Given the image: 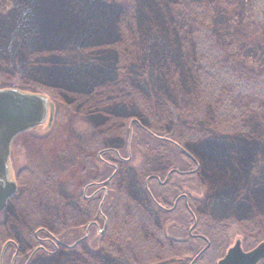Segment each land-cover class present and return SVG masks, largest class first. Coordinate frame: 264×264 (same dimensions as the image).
<instances>
[{
  "label": "trees",
  "instance_id": "1",
  "mask_svg": "<svg viewBox=\"0 0 264 264\" xmlns=\"http://www.w3.org/2000/svg\"><path fill=\"white\" fill-rule=\"evenodd\" d=\"M41 1L14 0L16 9L11 14L16 10L20 13L14 14L15 18L6 27L5 24H0V48L23 40L19 47L21 52H25L24 62L31 76L25 80L19 79L17 74L9 70L7 59L10 57L13 66L18 64L22 67L21 62L16 63L12 55L4 59L0 57V73L13 78V86H31L52 97L58 104L60 100L56 97L57 94L67 105H73V98L78 101L75 108H62L74 125L73 130H70L71 136L74 134V143L70 136L65 151V154L71 155L72 160L61 162L64 172L67 169L83 168L82 157L87 160L93 156L94 161L91 163L94 164V181L104 180L109 176V171L113 170L97 156L104 150H107L102 155L105 162L117 166V174L109 185L111 190L102 209L107 221L104 236L94 239L89 237L88 242L84 241L67 254L74 255L80 261L85 260L82 261L85 264H154L169 257L171 259L169 252L173 245L181 243L164 237L161 222H174L178 219L177 216L182 215L179 217L181 223L186 227L194 225L193 233L204 236L211 245L194 264H216L219 253L216 249H223L222 245L228 244L232 235L243 233L244 227L250 230V225L255 224V218L247 212L242 213L241 208L245 207L250 211V202L257 198L252 203L254 207H251V214L255 216L256 208L264 210V139L254 136L246 122V113L257 111L258 104L264 103V84H255L258 79L251 81L248 98L250 109L243 106V97L248 96L246 90L236 84L233 92L222 87L223 93L215 101L210 100L211 94L206 96L204 102L209 112L206 118L201 115L186 118L177 110L178 106L174 107V111L179 113L170 118L162 116L156 119L152 114H146L145 121L133 132L134 138L159 146L152 155L145 150L140 152L143 161L137 165L135 158L133 159V151H126L129 139L126 121L139 115H123L114 110L119 103H124L127 109L128 103L135 104L134 99L138 102L137 90L133 87L135 80L130 78L132 65L125 59L127 55L132 57L131 52L137 46L131 37L135 39L136 34L130 25L125 24V19H128L126 9L116 11L113 6L108 9L107 16L103 12L97 16L94 11L101 7L93 9L94 3L91 1H86L85 10L79 6L84 0H72L71 8L57 0L56 3ZM134 1L135 4L141 3L143 11L156 9L159 12L156 19L178 20L190 24L191 29L195 28L196 37L201 36L200 31L212 22L217 9L223 13L228 9H236L239 5L226 2L227 0H132ZM74 7L79 11L74 12ZM180 8L185 10H179ZM250 9V26L258 32L264 26V0H250ZM80 13L104 21L98 27L90 24L82 27L66 21V18L70 21L84 18ZM95 27L99 29L96 30ZM101 28L104 34H99ZM106 51L108 56L106 54L105 57ZM104 63L110 67L109 73L104 71L106 77L100 69ZM89 69L96 76L91 77ZM144 70H140L139 76L143 77ZM211 71L209 67L201 70L200 79L206 91L213 87ZM75 78L90 85L92 82L93 86L89 91H84L65 82L69 79L75 81ZM209 83L211 86H208ZM153 119L166 124L168 132L164 134L153 130L159 127L156 123L153 127ZM76 125L79 128H75ZM103 126L108 131L106 136L114 134V141L119 138L116 144L102 135L100 128ZM117 154L126 161H119ZM77 159H81V162ZM261 162L262 177L252 182V171ZM168 173L170 175L167 177ZM152 177L167 180L161 193L149 188V183L145 186L146 178L149 182H156ZM120 181H123L121 185ZM227 185L231 186L230 190L224 189ZM114 186L116 190L112 189ZM166 189L167 192L172 189L170 202L163 199L162 192ZM195 191L201 193V198H192V192L195 194ZM183 194L188 197V207L182 202L170 214L159 209L158 204L167 208L172 200ZM256 205L258 207L255 208ZM172 215L175 217L171 218ZM156 216L160 223L156 221ZM61 218L70 225V216L64 215ZM233 227L240 232L232 230ZM6 235L8 234L0 233V247L15 237ZM185 243L189 245L188 255L185 256L188 257V262L198 249L206 245L199 238H190ZM210 254L213 255L212 258L208 257Z\"/></svg>",
  "mask_w": 264,
  "mask_h": 264
},
{
  "label": "rangeland",
  "instance_id": "2",
  "mask_svg": "<svg viewBox=\"0 0 264 264\" xmlns=\"http://www.w3.org/2000/svg\"><path fill=\"white\" fill-rule=\"evenodd\" d=\"M13 1L14 0H0V24H5V27L8 23L12 22L11 19H14L15 15L20 13L19 10H16L17 12L11 14V12L16 9ZM57 1H61V3H64L65 5H70L72 3V0ZM86 1L94 3L92 7L93 9L101 7L100 10L94 11L97 16H99L102 12L105 16H107L108 9L113 6L116 11H119L122 8L124 11L126 9L125 12L128 15V19H125V24L130 25L133 32L136 34L135 39L131 36L133 43H136L137 45L136 49L131 52L132 57L127 55L125 59L132 65V74L130 78L135 80L133 87L137 90V100L139 103L136 99H134L135 104L133 102L127 104L128 110L124 107V103H119V105H115L114 110L123 115H130L132 113L139 115H136V118H129L126 121L128 124L127 130L129 132L128 147L126 151L130 152V149L133 151V155L135 156L133 159L135 158V164L137 165L141 162V160L143 161L140 152L145 150L152 155L151 153L158 150L157 146H159H154L153 143L148 141L139 140L140 138H134L133 132L135 129L137 131L140 125H142V122L145 121L144 118L146 117V114H152L156 119L162 116L164 118H170V116H174L179 113L174 111V107L178 106L177 110L181 111L186 118H193L198 115L206 118L209 115L207 106L204 102L206 96L211 94L210 100L215 101L216 97L223 93L222 87H224L226 91L233 92L236 84L246 90V94L248 96L243 97L245 100V102H243V106L250 109V99L248 98H250L251 81L258 79L255 84H264V26L262 27V30H259L258 32L254 31L255 29H252L250 26V14H252L250 9V0H227L226 2H230L231 4L239 3L238 7L233 10L228 9V11L223 13L217 9L218 11L213 15L212 22L210 21L208 25H205L203 31L199 30L201 32V36L197 37L195 34L196 32H194L195 28L194 30L191 29L190 24H184L183 21L178 22V20L172 21L170 19H156L158 18L159 13L156 9L143 11L141 3L135 4V1L132 2V0H84L81 4H79V6H81L84 10L86 9ZM48 2L56 3V0H48ZM71 6L72 5H70V8ZM73 10L74 12L79 11L77 7H74ZM179 10L185 9L180 8ZM65 14L68 13L65 11ZM80 14L83 15L84 18L87 16L89 17L86 21L81 17L78 20L73 21L66 18V21L82 27H84L85 24L98 27L104 21L98 19L95 20L91 17L92 15L86 16L83 13ZM24 22H27V18H25ZM97 29L99 28H96V30ZM101 33L104 34L103 28H101L99 34ZM22 41L23 40L16 41L12 46L5 45L1 47L0 57L4 59L12 55V57L14 56L13 59H15L16 63L17 61L21 62L22 67L18 66V64L17 66H13L10 62L11 57L7 59L9 70L12 73L17 74L19 79L23 78L25 80V78L31 76V72L26 67V62H24L25 52H21L19 47V43ZM107 52L108 51L104 54L105 57L106 54L108 56ZM135 58L138 60H135ZM107 65L108 64L104 63L100 66V69L103 70L102 74L105 77L106 74L104 71L109 73L110 68ZM207 67H209L212 70L211 72H213L211 74L213 77L211 79V85H213V87L210 91V87L206 91L204 83L202 84L200 79L201 70ZM141 69H145L143 77L139 76ZM89 71L91 77L96 76L93 75L94 73L92 70L89 69ZM72 79L65 82L73 88L89 91L91 86H93L92 82L90 85V83L80 81L78 78H75L76 82ZM12 81L13 78L11 79L9 75H2L0 73V90L15 89L18 92L20 91L30 94L40 93V95L47 96L44 92L31 88V86H13ZM223 83L224 85H222ZM211 85L210 83L208 84V86ZM262 89H264V87ZM56 97L60 100V104L55 102L52 97H49V99L47 98L50 101V112H48V116H52L53 121L51 122L46 120L42 126L20 135L14 141L11 155V164L13 166L14 176L19 171H22L19 170L22 169V167L23 169H27L28 172L33 171V173L35 172L40 175L42 173H46L52 168V160H55L54 165L57 164L59 167L60 161L65 162L72 160L71 155L69 156L65 154V151L67 145L69 144V137L71 136L70 130H73L72 126L74 125H72L68 119L66 112L62 111V108L64 109L66 106L75 108L74 106L78 105V101L73 98L72 101H74V103L72 102L73 105L70 106L67 105L62 97H58V94ZM97 101L98 100L96 98V102ZM136 110L139 111L136 112ZM262 113L264 114V103L258 104L257 111L254 110L252 113H246V122L249 129L254 132V136L258 135L259 137H262L261 139H264V115ZM140 115L143 117H140ZM149 117L153 118L152 116ZM151 122H153L151 123L153 127L155 126V123L160 127H155L153 130H159L164 134L168 132V126L166 124L155 122V119L151 120ZM75 128H79V126L76 125ZM100 129L103 136L109 137V141L116 144L117 139H119L118 137L116 141H114V134L106 136L108 134L106 127L103 126ZM73 135L71 136L72 143H74ZM61 145L62 150H60ZM68 149H70V146H68ZM77 160L81 162V159ZM82 160L86 163L85 158H82ZM29 167L32 168V170H29ZM262 167L263 163H258V166L252 171V182L262 177ZM43 176L44 175L42 174V177ZM72 177L74 178L73 180L76 179L75 175ZM72 177H70L69 172L63 176L64 183H62V188L64 191L65 189L67 190L66 192L63 191V198L69 199V196L72 195ZM151 179H154L156 182H149L146 178V184L149 183V188L156 193H161V189H163V186L166 184L162 185V183L166 181H161L160 179L158 180L154 177ZM30 181H36L35 176ZM224 189L230 190L231 186L227 185ZM195 192V194L192 192L194 195L192 198H201V193L198 191ZM170 194H172V189L169 192H167V189L164 190L162 192V195H164L163 199H166L167 202L169 200L170 202ZM87 195L90 196V192ZM162 195L160 194V196ZM26 197L31 200L30 202H25L23 207L25 206L29 208L30 206L33 211H40L44 218L45 216L47 217L50 207L49 204H47L48 201L45 196L39 197L42 199L38 200L37 195H35L34 198V195L30 193L26 195ZM254 200L256 201L257 198L252 199L250 202V211L245 207H242L241 212H247L252 218L254 217L255 224L253 223L250 225V230H248V227H244L243 233L233 227L232 230L240 233L238 236L232 235L228 247H231L234 244L236 238L241 240V242L244 241V244L246 247H250V250L259 242L264 241V210H258V208H256L258 206L256 205V209L254 210L256 214L253 216L251 214V207L253 209L254 206L252 203ZM173 201L174 200H172V202ZM12 202L13 203L11 204L8 212H4L2 215L0 233L8 234L6 236L9 237L13 235L14 229H24L25 233L29 234L32 229L31 226L40 220V216H28L25 214L29 213L23 214L22 211L21 213H15L14 215L13 213L15 208L13 206L16 201ZM181 205L182 202L179 207ZM50 215H53L52 212ZM54 215H56V212ZM178 217L179 216H177V218ZM155 219L160 223L158 216H156ZM80 221L84 220L81 219ZM49 222L53 223V219L50 218ZM180 222L181 221L179 219H175L174 223L167 220L165 224L164 222H161V225L165 227L166 234L171 237L180 238V236H182L181 231H183L177 229L181 226ZM39 223L42 226H46L43 220ZM173 226L177 228H174ZM69 231L66 232L64 230L61 233L65 236L71 234ZM95 235L97 236V233ZM35 246L37 245H34L33 243L31 249L35 248ZM82 261L85 260L80 261L77 258L75 259L74 255L71 256L70 253L67 254V252H62L57 258L52 259V261H41L40 264H85ZM161 261L154 264H180L182 262L181 258L178 262L174 261L166 263L167 259L165 261ZM260 264L264 263L262 262Z\"/></svg>",
  "mask_w": 264,
  "mask_h": 264
},
{
  "label": "flooded vegetation",
  "instance_id": "3",
  "mask_svg": "<svg viewBox=\"0 0 264 264\" xmlns=\"http://www.w3.org/2000/svg\"><path fill=\"white\" fill-rule=\"evenodd\" d=\"M15 140L16 139H14V141ZM14 141L10 146L9 168L11 174L10 181L15 183L14 185L16 186V190L14 195L7 201L5 205L6 207L3 209V211L0 212V221L2 220L1 218L3 213L8 212V210L10 209V206L13 203L12 201H16L15 205L13 206L15 208V211L13 210L14 215L15 213H21L22 211L23 214L29 213L25 214L28 216H40V220L33 226H31L32 229L30 230L29 234L25 233L24 229L13 230L14 233L12 236H15L13 238V240L15 241L8 240L6 244L4 243L3 246H1L2 248H0V264H4L5 262L7 264H40L41 261H52V259L57 258L62 252H68L70 250L77 249L79 246H81V244H83L84 241L88 242L90 238L94 239L103 237L106 230L107 221L102 209L104 205H106V200L108 199L111 190V187L109 185L110 183H112L114 177L117 174V166H115L114 163L105 162L104 157L102 156L104 153H106L107 150L101 151L97 154L99 160L102 163L106 164L108 168L110 167L113 169L112 171H109V176L102 181H94V164L91 163V161H94L93 156L88 157V159L85 160L86 163H82L83 168H74L73 170L67 169L64 172L63 168L61 167V161L59 162V167L57 164L54 165L55 160H52V168L49 169V171H47L46 173H42L44 175L43 177L42 174L39 175L38 173H33V171L28 172L27 169H23V167L22 169H19L22 171H19L14 176L13 166L11 164V155ZM114 153H116V151H114ZM117 155L116 157L119 161H126V159L119 156V154ZM29 170H32V168L29 167ZM68 172L72 174L70 175V177L75 175L76 179L73 180L74 178H71V180H73L71 184V186L73 187V190L71 191L72 195L69 196V199H66L63 198L64 190L62 188V183H64L63 176ZM168 175H170V173L167 174V177ZM34 176L36 178V181H30ZM165 181L167 182V180ZM121 182L123 183V181H120V185ZM166 182L162 183V185H164ZM145 186H147L146 182ZM112 189L116 190V186H114ZM117 190L119 191V189ZM66 191L67 190L65 189L64 192ZM89 192L90 196L87 195ZM30 193L34 195V198L35 195H37L38 200L42 199L39 197L45 196L47 198V204H49L50 207V211L47 213V217L45 216L44 218L41 215L40 211H33L30 206L29 208L25 206L23 207L25 202H30L31 199H28L26 197V195ZM181 202H183V205L185 207H188V197L184 194L175 198L169 207L166 208L159 204L158 207L163 213L170 214L174 212L176 208H178ZM51 212L53 215H50ZM55 212L56 215H54ZM64 215H68L71 217L72 221L70 225L67 224L66 220L61 218ZM180 216L182 215H179V217ZM173 217L175 216L172 215L171 218ZM50 218L53 219V223L49 222ZM81 219H83L84 221H80ZM41 220H43L46 226L40 225L39 222H41ZM177 229H180V231L183 230L181 231L183 237L180 236V238H176L169 236L168 234H166L164 227L163 235L165 238L181 243L177 244V246L173 245V249H171L169 252V254L172 255L171 259L169 257L170 260L167 259L166 263L174 261L178 262V260H180L181 258L182 262L179 263L187 264L188 261L186 259L188 257L186 258L185 256L188 255L187 251H189V245H187L185 241H188L190 238H199L203 242H205L206 245L204 246V248L202 247L198 249L197 252L189 260L188 264H194L202 254L209 250L211 245L204 236L193 233L194 225L192 227H186L184 223H181V226H179ZM64 230L66 232L70 230L69 232L71 234L63 236L61 232H63ZM53 233L57 234L59 237L55 236ZM96 233L97 236L95 235ZM235 236H238V234ZM236 242H239L240 249L243 253L250 252V247H246L244 241L241 242V240L236 238L233 245H235ZM33 243L37 246L31 249ZM228 245L229 243L222 245L224 247L223 249H216V252H219L217 255L218 258L216 259V264H218V262L221 261L225 257L227 252L233 247V245L231 247H228ZM174 247L177 248L174 249ZM212 256L213 255L210 254L208 257L212 258Z\"/></svg>",
  "mask_w": 264,
  "mask_h": 264
},
{
  "label": "water",
  "instance_id": "4",
  "mask_svg": "<svg viewBox=\"0 0 264 264\" xmlns=\"http://www.w3.org/2000/svg\"><path fill=\"white\" fill-rule=\"evenodd\" d=\"M47 96L0 90V212L14 195L16 186L10 181V146L15 137L34 129L47 120L50 101ZM52 116L49 117V121ZM264 261V241L248 253H243L239 242L218 264H258Z\"/></svg>",
  "mask_w": 264,
  "mask_h": 264
}]
</instances>
